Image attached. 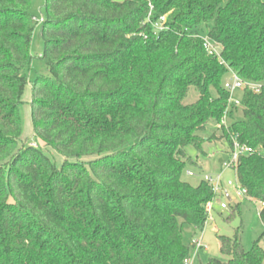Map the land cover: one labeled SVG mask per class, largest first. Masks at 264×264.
Instances as JSON below:
<instances>
[{
    "label": "trees",
    "instance_id": "1",
    "mask_svg": "<svg viewBox=\"0 0 264 264\" xmlns=\"http://www.w3.org/2000/svg\"><path fill=\"white\" fill-rule=\"evenodd\" d=\"M31 6L0 0V264H185L183 224L204 231L215 198L186 180L202 167L188 149L213 140L253 149L235 170L264 225V0H45L41 19ZM35 22L49 76L32 83V123L46 151L21 138ZM230 69L261 90L246 87L205 139ZM263 237L247 250L239 230L220 235L226 259L206 264H264Z\"/></svg>",
    "mask_w": 264,
    "mask_h": 264
},
{
    "label": "rangeland",
    "instance_id": "2",
    "mask_svg": "<svg viewBox=\"0 0 264 264\" xmlns=\"http://www.w3.org/2000/svg\"><path fill=\"white\" fill-rule=\"evenodd\" d=\"M44 4L45 0H32L30 10L37 19H41L43 16ZM41 28V22H35V31L30 49L33 60L31 68L28 71L29 83L22 97L20 114L22 122V140L31 143L33 146H40L46 151L44 143L38 140L34 135L31 110L32 83H34L35 78L39 75L49 76L47 66L40 58L44 49ZM241 95L242 91H238L237 97L240 98ZM197 98L198 92L194 88H191L186 103H192L196 101ZM236 118H242L241 110L236 112ZM220 121L217 122L211 120L206 128L200 132V135L205 139H208L212 134L216 133L217 138L222 133ZM229 123L230 120H228V125ZM204 150V154H198L193 147L188 149L190 156L193 159L198 160L202 167H191L190 170H192L195 175L190 176L187 173L185 174V178L192 184H197L205 175H211L214 178L221 175V191L213 200V211L203 232L201 230H195L194 227L188 224H183V240L186 245H191L193 240L197 237L202 236L203 238L204 248L198 251L199 254L192 256L191 259L193 264H206L210 257L226 259V257L220 252L218 238L220 235L233 237L236 231L239 230L242 243L244 247L249 250L254 241L264 233V225L259 216L261 204L259 202L250 201L245 197L238 196L237 193L240 186L237 182L236 170L233 168L222 169V163L229 158L228 144L224 140H213L212 142H205ZM47 154L57 165L62 164L64 159L58 152L49 149ZM229 198L231 200H229ZM222 203H226L227 208L223 209L221 207ZM236 204L240 205V212H236L231 219H228L230 207L235 206ZM261 245L264 247V237L261 241Z\"/></svg>",
    "mask_w": 264,
    "mask_h": 264
},
{
    "label": "built area",
    "instance_id": "3",
    "mask_svg": "<svg viewBox=\"0 0 264 264\" xmlns=\"http://www.w3.org/2000/svg\"><path fill=\"white\" fill-rule=\"evenodd\" d=\"M162 20L164 21L165 17H163ZM204 46L210 55H216V56L220 55V51L218 47L215 46L213 42L207 37L204 38ZM246 87H249L255 90L256 92H259L261 90L262 85L257 84V83L247 82L243 78H241L235 70L230 69L229 76L224 82V88L229 93L228 107L226 111L224 112L223 117L220 121V127H225V128L228 127V120H229V115H230L229 112L231 108L233 106H236V107L240 106V98L237 97V92L243 91ZM250 153H253V149L250 146L246 144H241L240 142H238V140L234 139L233 148L228 154L229 158L222 163V169L223 170L229 169V168L236 169L239 157L241 155L250 154ZM188 175L194 176L195 174L193 173V171H189ZM203 179L211 185L212 191L215 196L221 191V187H220L221 175L218 176L217 178H214L211 175H205ZM237 194L238 196L245 197L247 194V191L243 188H239ZM221 207L225 209L227 208V204L222 203ZM207 211H208V216L210 219L212 211H213V201L208 203ZM202 239L203 238L201 236L193 240L192 244L194 245V251H193L192 256L197 254L200 249L204 248ZM192 256L185 259V264H193L192 259H191Z\"/></svg>",
    "mask_w": 264,
    "mask_h": 264
},
{
    "label": "crops",
    "instance_id": "4",
    "mask_svg": "<svg viewBox=\"0 0 264 264\" xmlns=\"http://www.w3.org/2000/svg\"><path fill=\"white\" fill-rule=\"evenodd\" d=\"M197 254H199V253H197Z\"/></svg>",
    "mask_w": 264,
    "mask_h": 264
},
{
    "label": "water",
    "instance_id": "5",
    "mask_svg": "<svg viewBox=\"0 0 264 264\" xmlns=\"http://www.w3.org/2000/svg\"><path fill=\"white\" fill-rule=\"evenodd\" d=\"M230 199V198H229Z\"/></svg>",
    "mask_w": 264,
    "mask_h": 264
}]
</instances>
